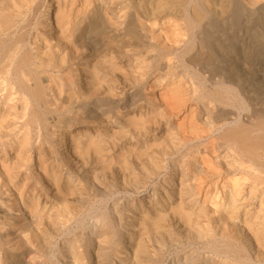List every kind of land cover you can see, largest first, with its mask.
<instances>
[{"label":"bare ground","instance_id":"bare-ground-1","mask_svg":"<svg viewBox=\"0 0 264 264\" xmlns=\"http://www.w3.org/2000/svg\"><path fill=\"white\" fill-rule=\"evenodd\" d=\"M263 57L264 0H0V264H264Z\"/></svg>","mask_w":264,"mask_h":264},{"label":"rangeland","instance_id":"rangeland-1","mask_svg":"<svg viewBox=\"0 0 264 264\" xmlns=\"http://www.w3.org/2000/svg\"><path fill=\"white\" fill-rule=\"evenodd\" d=\"M263 60V61H262ZM262 64V65H261ZM256 68H259V67H262V68H264V57L261 59V60H259L258 61V64H256V66H255ZM260 81H261V79H260ZM251 82H255V81H251ZM260 86H262L263 87V85H260ZM260 89H261V87H260ZM148 189V188H147ZM147 189H144V188H141L140 189V193H141V195H145V192H147ZM149 189H151V188H149ZM115 193V195L117 194L116 192H114ZM118 194H120V192L118 193ZM114 195V196H115ZM116 198H120V201H122V196L120 195V197H118V195L116 196ZM107 203V202H106ZM106 203H105V205H106ZM83 232V230L82 229H80V231H79V233L81 234ZM118 232V231H117ZM71 233V234H70ZM74 229H70L69 230V232H67L65 235H64V241L65 240H70V239H73V237H74ZM60 238V237H59ZM58 238V239H59ZM58 239H55L54 240V242H53V245L54 244H56V245H54V246H52V249H51V252L56 256V259H58V261L57 260H55V262H56V264H64V262H62L61 260H60V258H59V256H60V252H62L63 250H61L62 249V245L60 244V245H58V243H57V240ZM84 244H82L81 243V246L79 247L81 250H85L84 249ZM174 253V251H171V254H173ZM167 255H168V257H169V253H167Z\"/></svg>","mask_w":264,"mask_h":264}]
</instances>
